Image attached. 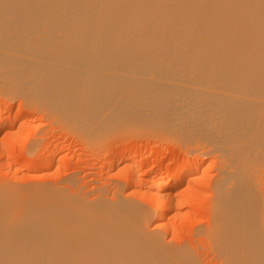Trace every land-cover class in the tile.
Instances as JSON below:
<instances>
[{
	"label": "bare ground",
	"instance_id": "bare-ground-1",
	"mask_svg": "<svg viewBox=\"0 0 264 264\" xmlns=\"http://www.w3.org/2000/svg\"><path fill=\"white\" fill-rule=\"evenodd\" d=\"M16 96L91 148L124 131L158 141L136 161L105 152L109 169L174 141L183 159L156 177L153 162L142 176L126 165L144 204L0 184V264H207L199 240L214 264L264 262V0H0V128L23 118ZM209 156L208 224L169 244L205 203Z\"/></svg>",
	"mask_w": 264,
	"mask_h": 264
},
{
	"label": "rangeland",
	"instance_id": "rangeland-1",
	"mask_svg": "<svg viewBox=\"0 0 264 264\" xmlns=\"http://www.w3.org/2000/svg\"><path fill=\"white\" fill-rule=\"evenodd\" d=\"M23 101L24 100L21 96H16L12 100L13 110H16L19 113H21L23 115V118L17 119L15 121V124L13 127L7 128L6 126H3L0 128V148H2V150H4V149L6 150V147L8 146V148L10 150V154H7V155L5 154V156H3V158H2V161H5L4 163L8 164V166L10 165L9 166L10 171L9 170L3 171L4 169L0 168V184L1 185H6V184H7V186H10V185L11 186H24V185H37V184L38 185H43V184L45 185L46 184V185H54V186L62 185L65 188V190L68 189V191L69 190L75 191V192L77 191L81 194H87L88 198L90 197V199L96 197V195L98 194L99 191H101V192L103 191V192H106L104 194H105L106 198L108 196V198H107L108 200H109V198L111 200V198L114 197V194H115V196H116V194H120L123 199H125L124 197H126V196L129 197L128 199L126 197L125 200L144 204L145 201L144 200L142 201L141 197H140L141 199H139L138 195L135 196V193L129 192V191H131L130 184L128 185L129 182L126 181V178H124V177H126V173H124V172L127 171L126 165L128 167V164L130 165V163H133L134 168H136L137 167L136 163H134L131 160H124L121 162L118 159V157H115L113 159V160H115V165H114L115 167H113L112 169H109L108 163H110L111 158L107 157L108 155L105 152L111 151V150L112 151L116 150L118 153H120L122 151V152L126 153L128 156L132 155L131 157H134V159L136 161V160L140 159V157H142L144 153L147 154V152H149L151 150V148L153 147L152 144H156V142H158L155 139V137L153 139V136H150V137H152V138H150L149 136H147L143 132H140L139 134H137L138 132H136V134H135L134 133L135 131H134L133 132L134 134H133L131 131V132H129V134H127L124 131V133L123 132L120 133L121 135H118V133H117L118 138H116V136H115L114 138H116V139H114L112 137L110 139L112 141H110L108 143L103 142V145H106V146L103 147V145H101L100 146L101 149H100V147H97V148H99V150H98L95 147L91 148V146H88L87 145L88 143L84 142V141H82V139L78 138L77 136H79V135H77V133L74 134V132H71L72 130L70 131L65 127H61L60 125H57V123L48 125V123H47L48 118L45 114L36 111L35 109L26 105V103H24L25 101L24 102ZM13 113H14V111L12 112V114ZM3 115L5 118H8L10 114L8 115L6 113ZM24 115H25V117H24ZM30 118H32L33 121L31 120V122H30V120H29ZM39 122L42 123L43 125L42 124H41V126L37 125V124H39ZM45 123H47V125ZM52 125H54V126H52ZM36 133H38V134H36ZM125 133L127 135L122 136V134H125ZM8 136L11 137V139ZM176 143L177 142H175V141H174V143L173 142L165 143L159 149V151H158L159 153H157V152L152 153L153 155L151 154L148 156V158H146V160L144 159L145 162L144 163L142 162L144 165L142 167L141 166L137 167V169L134 170L135 171L134 173L136 174V176H137V173H138V176L139 175L142 176V175L146 174V171L148 172V169H149L150 165L152 164V162L154 163V167H155L154 170L156 173V174L155 173L152 174L154 177L163 174L166 170H168V168L170 169L171 173L172 172L175 173L177 171V168L180 165V162L183 159V156H182L183 150L178 146V143L177 144ZM125 144H126V146H125ZM55 152H56V156H55ZM49 153L54 154L53 156H54L55 161L53 164H51V167H49V168L47 167L44 169L45 166H43V164L45 165L46 158H47ZM10 156H11V158H10ZM164 156L167 157L166 158L167 160L165 159ZM59 157L61 158V160L63 162H59ZM30 158H32V160H34V161H32L33 163L29 162ZM175 158H176V160H175ZM159 159H161V160L159 161ZM44 160H45V162H44ZM164 160H166V161H164ZM206 160H207V162L205 163L204 166L210 165L211 167L212 166L213 167L208 168L210 171L207 170V172H206L207 174L205 175V183L201 187V194H199V201L202 200V202H205V203L201 202L202 206L199 209V211L196 213V216H195L196 218L194 217L193 220H189V221L187 220V222L186 221H184V222L180 221V223L177 222V225L179 224L180 227H179V225L175 226V227H179V228H178V230H177V228L175 229L174 235L173 234L170 235V233H169V235H167L168 233H165L166 241L169 242V240H172L169 242V244L172 243V245L177 246V245H180L181 243H183L182 239H184V241L191 240L192 239L191 235H193V232H192L193 228H195L199 224H200V226L204 225L206 227L207 226L206 224H208L209 216H206V215L210 214V209L208 210V206L210 205L209 201L211 202L210 199H212L211 193H213L212 189H210V186H211L210 181H214L215 176H216V172H218L217 170H218L219 164L217 161H215L213 156L207 157ZM19 162H21L22 164ZM27 162L29 164H33L34 167L32 166V168H30L31 167L30 165L26 167V164H28ZM105 162H106V164H105ZM24 163H26V164H24ZM39 164H40V166H39ZM0 167H2V166L0 165ZM115 172L117 174H115ZM119 172H121V174ZM52 173H54V174H52ZM64 173L66 175H64ZM4 182L5 183L9 182V184L8 183L4 184ZM263 182H264L263 180L260 182L261 183L260 184V187H261L260 191L264 197V193H262V191L264 192V188H263L264 185L262 186V184H264ZM96 186H97V188H96ZM63 187H61V188H63ZM66 187H68V188L66 189ZM183 187H182V189H183ZM179 190H181V189H179ZM181 191L178 195V197L180 196L179 198H181V196L183 195V193ZM206 197H208V198H206ZM138 200H140V202ZM207 204H209V205H207ZM198 216H200V217H198ZM205 217H208L207 220ZM198 218H199V222L202 220V222L205 224H202V222L199 223V222L195 221V219L198 220ZM195 223H196V225H195ZM152 227H153V225H152ZM181 229H183V230H181ZM170 237H173V238H170ZM173 240H175L176 243ZM181 240H182V242H181ZM179 242H181V243H179ZM203 242L204 241H202V240H199V242L197 241V244H199L203 248L202 249L199 246V248H201L200 249L201 256L203 258H206L207 264H209V263L214 264L215 260L213 259V256L211 255L212 253L208 251L209 248H207L206 247L207 245L205 244V242L204 243ZM207 254H209L210 256ZM210 257H211V259H209ZM208 261H210V262H208Z\"/></svg>",
	"mask_w": 264,
	"mask_h": 264
},
{
	"label": "snow or ice",
	"instance_id": "snow-or-ice-1",
	"mask_svg": "<svg viewBox=\"0 0 264 264\" xmlns=\"http://www.w3.org/2000/svg\"><path fill=\"white\" fill-rule=\"evenodd\" d=\"M262 264H264V262H262Z\"/></svg>",
	"mask_w": 264,
	"mask_h": 264
}]
</instances>
